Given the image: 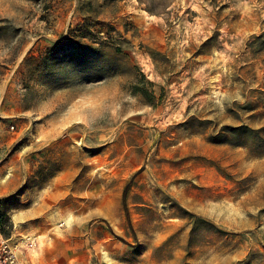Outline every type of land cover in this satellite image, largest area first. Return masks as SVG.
I'll return each mask as SVG.
<instances>
[{
  "label": "rangeland",
  "instance_id": "1",
  "mask_svg": "<svg viewBox=\"0 0 264 264\" xmlns=\"http://www.w3.org/2000/svg\"><path fill=\"white\" fill-rule=\"evenodd\" d=\"M0 200L27 264H264V0H0Z\"/></svg>",
  "mask_w": 264,
  "mask_h": 264
},
{
  "label": "built area",
  "instance_id": "2",
  "mask_svg": "<svg viewBox=\"0 0 264 264\" xmlns=\"http://www.w3.org/2000/svg\"><path fill=\"white\" fill-rule=\"evenodd\" d=\"M37 240L34 239L28 244V248H35ZM17 244L13 245L7 240H3L0 244V264H27L21 259L22 249Z\"/></svg>",
  "mask_w": 264,
  "mask_h": 264
},
{
  "label": "trees",
  "instance_id": "3",
  "mask_svg": "<svg viewBox=\"0 0 264 264\" xmlns=\"http://www.w3.org/2000/svg\"><path fill=\"white\" fill-rule=\"evenodd\" d=\"M2 204H3V200H0V233H2L5 237H7L12 233L13 225L9 216L2 211L1 209ZM123 205H124V211L126 212V216L129 219V212L127 208V191L124 193L123 196Z\"/></svg>",
  "mask_w": 264,
  "mask_h": 264
},
{
  "label": "crops",
  "instance_id": "4",
  "mask_svg": "<svg viewBox=\"0 0 264 264\" xmlns=\"http://www.w3.org/2000/svg\"><path fill=\"white\" fill-rule=\"evenodd\" d=\"M15 191H16V190H15ZM15 191H14V192H15ZM14 192H13V193H14Z\"/></svg>",
  "mask_w": 264,
  "mask_h": 264
}]
</instances>
